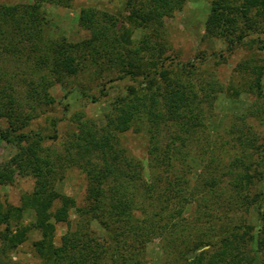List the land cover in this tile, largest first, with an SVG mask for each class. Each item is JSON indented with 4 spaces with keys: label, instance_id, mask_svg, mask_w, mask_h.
<instances>
[{
    "label": "trees",
    "instance_id": "trees-1",
    "mask_svg": "<svg viewBox=\"0 0 264 264\" xmlns=\"http://www.w3.org/2000/svg\"><path fill=\"white\" fill-rule=\"evenodd\" d=\"M35 1L33 11L43 3L70 6L72 0ZM185 1L126 0L127 5L136 8V13L129 16L130 21L144 28H149L157 17L180 10ZM82 12L83 25L91 37L59 49L55 68L59 81L61 76L83 72L84 62L91 57L95 62L107 59L122 68V74L113 81L128 79L133 85L112 101L103 127L82 113L75 114L72 122L77 131L68 137L58 156L44 147L56 135L23 132L41 105L53 104L54 99L47 93L52 82L43 79L41 93L38 87L30 90L28 99L34 104H28L31 112L27 115L13 92L0 88V121L7 123L1 129L0 144L5 142L17 148V153L0 170L9 176L42 177L47 184L41 192L26 195L20 207L9 205L3 209L0 203V226L5 227L3 241H12L9 236L12 222H17L24 210L31 209L35 219L23 229L40 234L34 248L44 264H148L146 247L153 237L161 239L168 259L174 253L185 257L184 254L203 248L205 252L197 259L201 264H247L248 260L249 264H264L260 256L264 249V136L261 137L264 134H257L254 125L248 123L249 119L261 120L258 113L262 112V106L249 108L238 124L231 125L227 132L230 138L218 141L220 149L213 143L209 157L201 159L204 168L195 179L190 178L186 170L190 167L189 160H195L192 149L205 144L199 136L204 134L206 144H212L209 143L212 128L203 119L205 111L213 109L215 93L198 92L192 82L183 79L186 69L171 79L163 63L158 65L159 70L157 62L150 63V58H159L162 52L150 35H145L136 48L125 50L119 37L111 38L108 27L99 24L94 9ZM30 18L19 6H0V50L3 47L6 53L15 51L14 35L22 41H35L39 37ZM108 22L113 24L111 19ZM262 22L264 25V0H215L206 30L210 36L229 40L232 51ZM234 35L237 37L233 39ZM239 68L255 75L250 85L261 105L264 68L248 63L239 64ZM80 93L84 98L98 100ZM101 93H106L105 86ZM232 95L238 96L236 89ZM131 131L144 133L148 139L147 174L144 166L125 159L119 151L118 134ZM206 144L203 155L208 153ZM217 149L228 153L229 164L223 163L225 158L216 154ZM70 167L83 169L92 180L91 205L83 213L101 225L105 245L97 244L90 236L89 222L72 229L67 198L56 196L48 187L51 181L62 179ZM58 198L61 203L54 210ZM222 200L227 201V206ZM191 205L196 207V213L189 220L185 215ZM254 207L258 209L256 223L242 221L243 214ZM59 224H66L68 230L57 245L55 233ZM212 249L216 251L212 253ZM203 256L207 258L205 261Z\"/></svg>",
    "mask_w": 264,
    "mask_h": 264
},
{
    "label": "rangeland",
    "instance_id": "rangeland-1",
    "mask_svg": "<svg viewBox=\"0 0 264 264\" xmlns=\"http://www.w3.org/2000/svg\"><path fill=\"white\" fill-rule=\"evenodd\" d=\"M213 1L215 0H186L180 10L170 16L157 17L149 28H144L130 21L129 16L136 13V8L127 5L126 0H72L70 6L43 3L39 5L37 11H33L35 0H0V6L16 5L25 9L31 16L30 20H34V29H37L39 33L35 41H22L19 36L14 35L12 41L15 44V51L6 53L1 47L0 88L13 92L17 103L24 105L23 111L27 115L31 112L28 104H34L28 99L30 90L38 87L41 93L42 80L47 79L52 82V85L47 88V93L54 99L53 104L41 105L23 132L40 131L49 136L56 135V139L46 141L44 147L50 149L54 156H58L65 149L68 137L77 131L76 124L72 122L75 114L82 113L85 117L94 120L99 127H103L105 114L112 101L126 94L129 87L133 85V82L128 79L113 81L122 74V68L107 62V59L95 62L91 57H87L84 62L86 68L83 72L76 76H61L59 81V74L55 69L58 51L67 44H80L91 37V32L83 25L82 11L92 8L97 12L99 24L108 27L111 38L119 37L125 50L136 48L145 35H150L154 40L153 43H158L157 47L162 48L160 57L150 58V63L157 62L156 68L163 63L171 79L182 74V71L186 69L188 73L185 72L183 79L192 82L198 92L202 95L206 92L215 93L213 109L205 111L204 116L207 120L203 119L206 123L209 122L212 128L210 130L213 135L209 138V143L212 144L210 146L206 144L208 140H203L204 134L199 136L201 143L206 144L208 153L207 155L202 153L205 150L203 147L205 144L201 147L195 145L192 149L193 155H191L195 160H189L190 167L186 170L190 178L195 179L200 174L205 165L201 159L209 157L213 143L218 145V141L222 142L225 138H230L227 132L231 130V125L239 121L249 108L262 106V112L258 114L263 121L255 122L249 119L248 123L254 125L257 134H264V102L261 105L258 103L256 91L251 89L250 85L254 82L255 75L251 72L244 73L239 68V64L242 63L264 68L263 22L257 29L250 31L241 44H236L234 49L229 51V40L207 34V22ZM110 19L113 24L108 22ZM235 37L237 35L232 38ZM125 50L124 53H126ZM81 54L82 59L85 52ZM184 65L186 67L182 68ZM208 84H210L209 88ZM103 86L106 89L104 94L101 93ZM234 89L237 90L238 96L233 97ZM69 91L71 93L65 98ZM80 91L95 96L98 100L84 98ZM66 105L68 109H65ZM6 127V121L1 120L0 133L1 129ZM118 137L122 157L144 166L145 174H147L148 139L146 135L131 131L118 134ZM217 148L220 149V146L218 145ZM219 149L215 151L216 154L225 158L223 162L225 165L229 164L230 156ZM16 153L15 146L1 143L0 168ZM196 154L200 157H196ZM91 181L86 171L79 167H70L62 179L59 180L58 177L57 180L51 181L49 184L51 186L48 187L56 196L67 198L72 229L75 230L83 223L89 222L90 236L97 244L105 245V235L101 225L96 219L83 213L87 212L91 205ZM46 187L47 184L42 177L9 176L0 170V203L3 209L9 205L15 208L22 206V200L26 195L41 192ZM223 201L222 203L227 206V201ZM60 203L58 198L54 203V210L59 208ZM195 211L194 205L188 206L185 216L192 220ZM257 213L256 207L250 208L243 214L242 221L255 224ZM34 219L33 210H24L21 218L11 224L12 232L9 236L12 241L10 242L3 241L2 232L5 227L0 226V264H44L34 248V243L40 239V234L37 231L23 229L28 227ZM67 230L66 224L57 225L55 233L57 245L60 243L62 234ZM204 250L201 248L194 253L188 255L186 253L185 257L174 253L168 259L163 252L161 239L153 237L146 247V261L148 264H187L186 260L194 259L193 264H201L197 259L199 256L202 257L200 253L205 252ZM215 251L214 249L212 253ZM260 256L261 261L264 262V249L260 252ZM204 257L203 261L207 259ZM246 262L249 264V260Z\"/></svg>",
    "mask_w": 264,
    "mask_h": 264
}]
</instances>
